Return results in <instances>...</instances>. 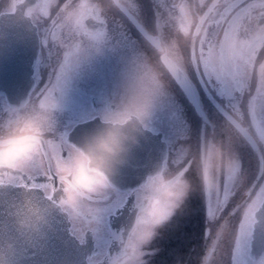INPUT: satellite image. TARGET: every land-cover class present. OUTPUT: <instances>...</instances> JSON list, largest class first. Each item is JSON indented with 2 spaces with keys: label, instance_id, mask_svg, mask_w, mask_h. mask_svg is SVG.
I'll return each mask as SVG.
<instances>
[{
  "label": "flooded vegetation",
  "instance_id": "flooded-vegetation-1",
  "mask_svg": "<svg viewBox=\"0 0 264 264\" xmlns=\"http://www.w3.org/2000/svg\"><path fill=\"white\" fill-rule=\"evenodd\" d=\"M4 2L1 15L4 20L13 16L16 22L0 24V32L3 27H23L22 35L30 38V45L13 49L18 62L8 54L9 58L1 63L0 132L22 113H39L48 120L33 163L0 169V184L37 186L59 203L66 213L69 231L90 252L85 264H175L174 252L165 245L175 246L178 237L168 243L164 237L165 224L174 209L166 213L161 208L164 186L158 178L169 163L168 145H178L182 135H186L184 145L194 150L204 139V145L211 147L214 126L236 127L239 141L247 143V138L252 150L254 161L249 163L255 167L250 173L255 174L254 180L263 176L259 186L264 188V127L260 123L264 121V98L261 101L257 97L264 94V0ZM23 15L32 24L19 23ZM34 32L36 41L31 45ZM15 35L17 45L22 41L21 33L16 31ZM79 36L88 40L80 38V42ZM3 51L10 53L12 49ZM122 55L127 69L125 80L120 82L116 56ZM103 76H111L116 88L85 83L86 78ZM77 77L85 78V82L81 84ZM164 93L174 107L167 114L160 106L150 107ZM236 102L241 108L234 106ZM125 109L123 114L130 112L139 117L135 135L142 141L136 146L135 162L131 153L134 164H147L145 136L160 149L164 146L159 139L164 141L165 158L158 170L150 168L152 173L128 188L129 193L123 194L120 188L107 183L85 197L62 202V177L78 147V140L72 141L67 132L77 126L78 138L84 141L94 132L96 121ZM141 110L146 113L141 115ZM185 119L199 124L206 136L189 134L181 124ZM192 138L203 140L195 142ZM238 158L243 164V156ZM190 159L188 156L181 163L179 171H190ZM143 171L138 167L137 172ZM131 195L135 200L128 199ZM149 201L151 215L137 226L139 209ZM197 221L192 220L184 232L190 235L177 248L182 253L176 255V264H207L213 245L201 240L208 239L207 225ZM143 227H161L155 234L159 242L156 247L154 234L144 236ZM249 237L247 230L245 245L236 247L242 252H236L239 256L235 264H264V249L256 248V254L253 249L249 255Z\"/></svg>",
  "mask_w": 264,
  "mask_h": 264
},
{
  "label": "rangeland",
  "instance_id": "rangeland-1",
  "mask_svg": "<svg viewBox=\"0 0 264 264\" xmlns=\"http://www.w3.org/2000/svg\"><path fill=\"white\" fill-rule=\"evenodd\" d=\"M4 1L7 0H0V9L3 8L5 4ZM166 4L168 5L167 2ZM143 5L147 6V3L145 2ZM80 38L88 40L87 38L79 36L80 42H82ZM116 57L119 61L117 70L120 73V77L117 78V80L123 82L125 80L127 65L124 60V55ZM109 65L112 67L111 63H109ZM77 78L80 79L81 84L85 82V78ZM111 78V76L90 77L86 78L87 80L85 83L90 86H96L97 84L101 86L104 84L103 88H116ZM126 86L129 87V85ZM257 97L262 101L264 94L260 93ZM152 102L154 104L150 107L160 106L163 114H167L170 109L174 108L172 99L166 96L165 93L163 95H158L157 100H153ZM234 106L241 108V105L237 102ZM145 111L146 110H141V115H144ZM186 111L192 119L193 116L189 114L188 110ZM242 115L244 119L247 120L243 113ZM260 123L261 126L264 127V121ZM181 124L183 128L188 130L189 134L193 135L198 133L202 137L206 136L200 132L202 128L197 123H189L185 119L183 121L181 120ZM229 124L232 126L231 123ZM170 130H172L171 126ZM236 130V127L235 130H232L222 125L214 126L211 147L204 145L207 141L205 139L192 138L195 142H197V140H203L200 145L194 146L195 149L193 150L191 146L184 145L186 135H182L178 145L172 142L168 145L170 152L168 153L169 160L167 161L169 163L164 167V171L158 178V183L164 186L163 198L165 201L161 208H163L166 213L169 210L172 212L174 209L169 223L165 224L166 229H164V231H166L164 232V237H166L167 243L178 237L175 240V246L165 245V248L171 249L172 252H174L173 255L175 259L172 262H175V264L179 262L176 255L182 253L177 248L181 247L184 242L187 241V236L190 234H184V232L188 230L187 226L192 219L201 220L203 223L205 221L207 225L208 239L204 237L201 238L204 243L206 240L208 244L212 242L213 245L207 264H233L232 260L234 257L232 255L235 252H239L238 249L236 251V247H238L239 244H241L242 247L245 245L244 235L245 232L249 230L253 208L257 199L261 196L263 187L259 186V180L262 176H257V181V178L255 180L253 179L255 174L250 173L255 167V164L249 163V160L254 161L251 147L248 143L245 142L243 144L239 141L237 138L238 134L235 132ZM173 134L174 133L171 132L172 136ZM218 144L222 147L221 151H219ZM182 147L183 152L180 154ZM199 152L201 153L200 156ZM238 155L243 156V164H240ZM188 156L191 157L188 162L193 163L190 171L188 169L179 171L181 163ZM30 161L32 164L33 160L31 159ZM26 164H28V162ZM223 176L225 179H223ZM201 180H203L205 184V191L203 186L201 188L199 185ZM192 182H195L196 185L194 186ZM189 185L190 187H188ZM120 190L123 194L130 192L127 187H123ZM128 199L130 201L135 200L133 195ZM120 203L123 204L122 201H120ZM171 212H169V214ZM161 227L155 229L142 228L144 236L148 233L154 234L153 241L155 247L159 244L155 238V234ZM201 240H199L200 244ZM202 257L203 255L200 254V258Z\"/></svg>",
  "mask_w": 264,
  "mask_h": 264
},
{
  "label": "water",
  "instance_id": "water-1",
  "mask_svg": "<svg viewBox=\"0 0 264 264\" xmlns=\"http://www.w3.org/2000/svg\"><path fill=\"white\" fill-rule=\"evenodd\" d=\"M27 43L30 45L29 41ZM31 45H35L34 39ZM100 127L101 125L96 130ZM78 144L81 146L82 142L80 144L78 141ZM132 144L129 143L127 149H130ZM136 146L135 142L134 151ZM125 153L108 178V182L115 186H123L127 180L124 178L125 172L122 171V168L127 166L125 162L128 159L125 158ZM126 169L131 171L127 167ZM254 216L256 218L253 221L250 245L251 250H256L254 252L256 254L258 252L256 248H264V196L254 211ZM41 217L43 221L40 222L39 229H33L31 225L38 223ZM21 221L28 226L22 228ZM66 225L62 210L40 190L23 186L2 187L0 189V264H83L87 249L80 246L68 233Z\"/></svg>",
  "mask_w": 264,
  "mask_h": 264
},
{
  "label": "clouds",
  "instance_id": "clouds-1",
  "mask_svg": "<svg viewBox=\"0 0 264 264\" xmlns=\"http://www.w3.org/2000/svg\"><path fill=\"white\" fill-rule=\"evenodd\" d=\"M124 112L127 109L105 119L102 126L89 134L83 144L76 148L62 177V202L85 197L107 186L114 166L121 162L120 158L127 151V146L136 139L139 117L130 112L123 114ZM47 120L48 117H41L39 113H22L4 125V131L0 132V169H15L33 158L47 130ZM151 212L149 201L140 207L136 225L151 215ZM42 221L41 217L31 227L38 230ZM20 226L23 228L28 225L21 221ZM135 230L134 226L133 231Z\"/></svg>",
  "mask_w": 264,
  "mask_h": 264
},
{
  "label": "trees",
  "instance_id": "trees-1",
  "mask_svg": "<svg viewBox=\"0 0 264 264\" xmlns=\"http://www.w3.org/2000/svg\"><path fill=\"white\" fill-rule=\"evenodd\" d=\"M196 223H199V225H201V220L200 221L198 220ZM199 227H201V226H199Z\"/></svg>",
  "mask_w": 264,
  "mask_h": 264
}]
</instances>
